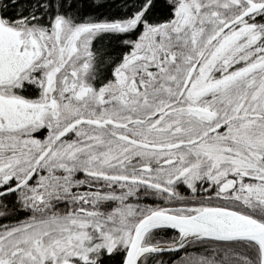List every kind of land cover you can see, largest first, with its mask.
Wrapping results in <instances>:
<instances>
[{
  "label": "snow or ice",
  "instance_id": "6c2138e0",
  "mask_svg": "<svg viewBox=\"0 0 264 264\" xmlns=\"http://www.w3.org/2000/svg\"><path fill=\"white\" fill-rule=\"evenodd\" d=\"M0 264H264V0H0Z\"/></svg>",
  "mask_w": 264,
  "mask_h": 264
}]
</instances>
